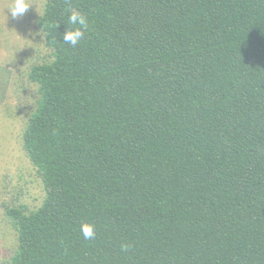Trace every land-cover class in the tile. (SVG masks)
Listing matches in <instances>:
<instances>
[{
  "label": "trees",
  "instance_id": "trees-1",
  "mask_svg": "<svg viewBox=\"0 0 264 264\" xmlns=\"http://www.w3.org/2000/svg\"><path fill=\"white\" fill-rule=\"evenodd\" d=\"M37 25L0 264H264V0H43Z\"/></svg>",
  "mask_w": 264,
  "mask_h": 264
},
{
  "label": "rangeland",
  "instance_id": "rangeland-1",
  "mask_svg": "<svg viewBox=\"0 0 264 264\" xmlns=\"http://www.w3.org/2000/svg\"><path fill=\"white\" fill-rule=\"evenodd\" d=\"M30 3L32 6L23 16L12 17L6 11L11 0H0V187L3 189L8 184L4 174L17 180L15 172L26 165L17 147L20 124L34 110L39 97L37 87L27 79L29 70L51 55L37 25L43 0H30ZM26 178L22 182L25 183ZM33 185L34 195H37L38 185ZM16 245V233L0 213V261L11 256Z\"/></svg>",
  "mask_w": 264,
  "mask_h": 264
},
{
  "label": "clouds",
  "instance_id": "clouds-1",
  "mask_svg": "<svg viewBox=\"0 0 264 264\" xmlns=\"http://www.w3.org/2000/svg\"><path fill=\"white\" fill-rule=\"evenodd\" d=\"M31 6L30 0H11L6 11L10 12L12 17L23 16ZM87 26V17L81 11L75 8L69 9L68 26L62 36L63 43L76 46L82 41ZM81 232L85 240L94 239L96 235L95 225L84 222L81 224Z\"/></svg>",
  "mask_w": 264,
  "mask_h": 264
}]
</instances>
